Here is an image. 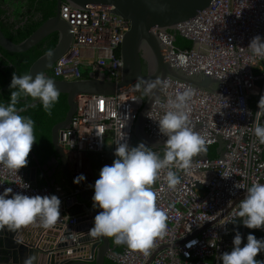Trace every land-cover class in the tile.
Here are the masks:
<instances>
[{"label":"built area","instance_id":"obj_1","mask_svg":"<svg viewBox=\"0 0 264 264\" xmlns=\"http://www.w3.org/2000/svg\"><path fill=\"white\" fill-rule=\"evenodd\" d=\"M59 15L70 25L72 40L50 67L52 75L75 80L102 72L118 81L121 59L115 50L129 29V21L102 4L79 8L63 2ZM152 31L163 44V56L170 64L186 73L202 71L220 82L215 92H208L165 78L159 97L148 111L151 118L147 115L146 132L153 138L165 137L157 121L168 110L167 100L178 91L191 89L189 124L205 139L206 148L220 138L222 151L214 158L194 157L188 169L173 166L181 181L174 189L167 185L168 169H163L151 188L156 205L167 216L165 235L156 238L147 253L121 244V249L108 258L113 264H221L228 225L239 207V202L230 207L232 202L246 194L253 182L264 183V144L253 132L257 116L261 123L264 121V111L257 112L260 99L264 105V59L253 56L247 47L254 36L264 38V0H212L173 31L155 27ZM175 32L190 40L191 46L176 47ZM74 100L76 110L69 126L58 130L57 142L70 159V173L74 177L83 174L89 188L93 182L83 168V157L90 153L114 155L122 136L120 142L129 144L144 99L127 85L115 94L80 93ZM107 142L112 146L110 151ZM152 150L161 156L160 148ZM6 188L29 196L60 194L33 184L25 177L24 168L16 172L0 163V192ZM228 207L222 217L207 225ZM60 219L76 224L74 216ZM191 241L196 243L190 245Z\"/></svg>","mask_w":264,"mask_h":264},{"label":"clouds","instance_id":"obj_2","mask_svg":"<svg viewBox=\"0 0 264 264\" xmlns=\"http://www.w3.org/2000/svg\"><path fill=\"white\" fill-rule=\"evenodd\" d=\"M247 47L253 56L264 59V38L260 35L254 36ZM51 55L49 51L47 56L51 58ZM51 77L43 72L34 78L30 73L17 75L14 72L9 85L12 90L10 101L7 104L0 102V163L10 170L17 172L28 164L27 157L36 142L34 121L20 114L22 110L16 108L18 99H38L51 115L60 93ZM159 85V80L141 81L135 87H143V93L151 97ZM192 95L191 89L178 91L174 98L167 100L168 110L157 121L159 132L167 137L163 157L143 143L129 147L126 142H120L124 136L116 142L115 159L100 169L99 178L93 185V208L101 211L94 216L93 226L89 229L91 236L112 237L117 245L126 244L131 249L147 253L154 240L165 235L167 216L156 205L151 185L167 168V185L174 189L181 181L172 167L188 169L193 158L206 151L205 139L189 124L188 105ZM260 101L258 113L264 111ZM147 115L151 118L149 113ZM253 132L259 143L264 144V123L260 122L259 116ZM84 179L80 174L74 182ZM60 204L54 194L29 196L6 188L0 192V230L7 228L15 232L23 226L37 224L50 228L60 219ZM234 216L242 218L241 223L249 229L264 228V183L255 181L247 187ZM194 243L191 241L190 245ZM232 243V250L221 254V264H264V260L256 259L258 253L264 252V239H257L249 233L246 243L241 246L242 237L237 231ZM34 260L35 257L29 255L23 264H34Z\"/></svg>","mask_w":264,"mask_h":264},{"label":"water","instance_id":"obj_3","mask_svg":"<svg viewBox=\"0 0 264 264\" xmlns=\"http://www.w3.org/2000/svg\"><path fill=\"white\" fill-rule=\"evenodd\" d=\"M63 2L79 8H84L88 4H102L108 6L111 13L129 21V29L123 35L119 47L121 74L118 81L111 80L102 72L91 73L85 78L75 80L59 79L51 77L47 73L56 58L67 50L72 40L70 25L59 15V7ZM211 2L212 0H56L55 14L44 20L20 42H12L0 29V46L11 52L24 51L46 35L52 32L57 33L54 46L38 56L26 74L30 73L34 78L37 73L43 72L55 81L56 87L61 93L66 94L68 109L65 116L51 127L50 136L54 154L48 161L54 160L56 165L57 161L60 162L64 176V190L60 188L58 196L61 201L60 206H66L64 209L67 215L76 218V224L69 229H63L65 221L59 219L50 228H43L37 224L23 226L15 232L9 231L7 228L0 230V252L5 255L9 264H23L29 255L35 257L34 264H104L109 254L116 253L114 246L110 244L109 237H93L89 233V229L93 226L94 216L101 209L93 208L94 189L86 187L84 180L79 183L74 182L76 177L70 173L69 158L57 142L58 130L69 126L71 116L76 110L74 98L77 94H115L123 87L136 82L159 80L160 85L154 90L153 96L150 97L143 93L144 102L135 121L132 139L137 138V144L143 143L151 148H164L166 136L161 139L153 138L145 130L147 113L152 102L160 95L163 80L170 78L184 81L208 92H215L220 80L202 71L186 73L181 67L170 64L165 60L162 53L164 46L152 28L173 31L178 23L188 20L200 10L207 8ZM49 51L52 53L51 58L47 56ZM142 61L145 64V69H143ZM11 79L12 77L10 82ZM141 89L143 90V87ZM26 98L23 97L22 100L25 101ZM218 142L221 143L220 138ZM132 144L131 140L128 144L129 147ZM219 150V155H221V145ZM196 157L207 158L206 151ZM22 168L25 170V177L30 179L33 184H37L34 175L35 167ZM48 187L52 189L49 185ZM244 195L236 198L230 207L243 199ZM230 207L207 225L222 217ZM62 215L61 211L60 217ZM241 220L242 218L236 217L229 223L230 232L224 238V252L232 250L233 245H229V242L233 241L237 231L241 234L243 242L245 230ZM44 239L46 242H43ZM157 250L150 255L146 263Z\"/></svg>","mask_w":264,"mask_h":264},{"label":"trees","instance_id":"obj_4","mask_svg":"<svg viewBox=\"0 0 264 264\" xmlns=\"http://www.w3.org/2000/svg\"><path fill=\"white\" fill-rule=\"evenodd\" d=\"M55 9L56 0H0V29L8 39L18 43L33 32L44 20L53 16ZM56 40L57 33L52 32L24 51L11 52L0 46V102L7 104L10 101V91L12 90L9 88V80L13 73L16 72L17 75L26 74L32 62L50 50ZM191 43L190 40L176 32L174 33L176 47L187 48L191 46ZM115 53L119 54V49H116ZM47 73L54 77L51 69H48ZM22 99L23 97L18 99L16 108L22 110L20 111L22 116L30 117L34 121V135L36 136V142H34L27 157L28 164L26 166H29L35 163L33 154L39 161L43 162L53 152L50 136L51 127L63 119L68 105L66 94L60 92L59 99L52 107L51 115H49L38 99L33 100L31 97H27L25 101ZM249 104L254 106L251 100ZM133 145L136 144L133 143ZM219 146V142L208 146L206 148L207 157H217L220 154ZM261 157L264 160V148ZM244 230L243 245L246 243V237L249 233L254 234L257 239H264V228L249 229L244 226ZM109 240L115 250L121 249V244H115L112 237H109ZM256 259L264 260V252L258 253ZM104 264H113V262L107 258Z\"/></svg>","mask_w":264,"mask_h":264},{"label":"crops","instance_id":"obj_5","mask_svg":"<svg viewBox=\"0 0 264 264\" xmlns=\"http://www.w3.org/2000/svg\"><path fill=\"white\" fill-rule=\"evenodd\" d=\"M133 143H135L136 145H131V147H135L138 144V139L137 138H133L132 139ZM53 147V146H52ZM111 144L109 142L106 143V149L110 151L111 149ZM149 147V146H148ZM154 149V148H152ZM161 149V156L162 152H164V148H160ZM54 154V150L53 152L50 154L49 158H47L46 160H44L43 162L39 161L35 155L33 154L34 157V164H31L29 166H24L26 167H35V181H36V185H45V186H50L52 188V190L55 191V193L57 194L58 192H60V188L63 190L64 187V176L62 174V170L60 167V162L57 161V165H56V161L52 160V161H48L51 159V157ZM69 158V157H68ZM115 159V155H113L111 152H108L106 154L100 155L97 153H90L89 155H85L83 157V168L86 171V173L89 176V180H91L93 183L90 186L91 188L94 189L93 185L95 183V180L99 178V171L100 169L104 166V165H110L113 160ZM48 161V162H47ZM68 163H69V168H70V159H68ZM36 165H38V167H36ZM58 176L61 177V181L62 184H60L57 179ZM30 180V179H29ZM154 185V184H153ZM151 185V187L153 186ZM66 206H60V209L62 211V216L65 218H67L69 215H67L65 208ZM60 211V212H61ZM68 220H66L65 223H63V229L64 228H72V225H70L68 222ZM75 225V224H74ZM59 232V231H58ZM40 238V237H39ZM38 240V239H37ZM43 242H46V239L43 240ZM111 244V242H110ZM229 245H233L232 241L229 242ZM113 246V245H111ZM242 246H243V242H242ZM117 251V250H115ZM119 251V250H118ZM2 252H0V264L4 263V264H9V262L6 261L5 255ZM85 255V254H83Z\"/></svg>","mask_w":264,"mask_h":264},{"label":"rangeland","instance_id":"obj_6","mask_svg":"<svg viewBox=\"0 0 264 264\" xmlns=\"http://www.w3.org/2000/svg\"><path fill=\"white\" fill-rule=\"evenodd\" d=\"M136 83H138V82H136ZM136 83H134V84L132 85L133 91H134V93H135L137 96H139V97H141V98L144 99L143 90H142L141 88H140V89H137V88L135 87ZM57 181H58L60 184H62V181H61V177H60V176H58ZM63 190H64V188H63ZM238 202H239V201H238ZM241 245H242V244H241Z\"/></svg>","mask_w":264,"mask_h":264},{"label":"flooded vegetation","instance_id":"obj_7","mask_svg":"<svg viewBox=\"0 0 264 264\" xmlns=\"http://www.w3.org/2000/svg\"><path fill=\"white\" fill-rule=\"evenodd\" d=\"M142 62H143V61H142ZM144 66H145V64H144V62H143V69H145V67H144Z\"/></svg>","mask_w":264,"mask_h":264}]
</instances>
